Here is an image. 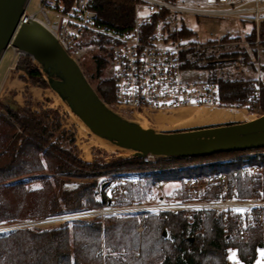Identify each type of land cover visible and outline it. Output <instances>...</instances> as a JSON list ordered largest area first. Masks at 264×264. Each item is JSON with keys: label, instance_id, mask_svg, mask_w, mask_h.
<instances>
[{"label": "trees", "instance_id": "16d2710c", "mask_svg": "<svg viewBox=\"0 0 264 264\" xmlns=\"http://www.w3.org/2000/svg\"><path fill=\"white\" fill-rule=\"evenodd\" d=\"M56 1L63 12L71 10L73 0ZM137 2L139 0H87L86 8L96 15L92 24L97 30L85 29L82 37L90 36L88 41L101 51L94 55L95 72L99 77L97 93L105 103L114 100L108 60L103 56L104 45L113 40L105 32H129L134 25V4ZM167 13L164 10L154 15L151 23L141 26L142 33H150ZM261 31L264 36V22ZM191 35L192 32L182 26L169 36L179 39ZM247 37L250 40L253 36L248 34ZM179 54L182 69H210L213 66L211 62L198 65V57L190 60L197 56L192 51ZM17 59V69L22 68L38 84H44L42 74L31 64L30 58L22 54ZM208 80H215L219 86L220 106L263 110L262 85L257 90L251 80L215 75ZM5 107L9 117L0 114V225L68 215L109 204L111 191L117 187L111 186V182L115 183L117 177L112 175L98 183L97 177L104 172L151 170L140 186H134L128 180L118 185L123 191L117 202L130 203L143 199L156 182H181L184 178L217 171L230 177L238 196L248 197V182L240 177L241 168L244 164L264 167V156L249 158L247 162L237 156L200 166L183 164L244 151L216 152L200 157L168 156L152 163L137 156L103 161V164L97 161L85 163L52 141V133L43 117L49 111L40 114ZM25 175H29L30 181H37L38 186L28 188L24 181H12ZM255 186L264 192V182L259 177ZM183 196L182 193L179 197ZM139 224L142 231L136 232ZM263 233L260 228L251 229L247 239L242 240L235 231L233 220L223 224L222 215L211 212H206L202 218L196 217L193 222H188L181 212L170 211L164 215L146 216L142 220L135 218V214L104 215L102 219L64 221L50 228L24 227L0 232V264H229V248L236 250L242 263L253 264L259 248H264Z\"/></svg>", "mask_w": 264, "mask_h": 264}, {"label": "built area", "instance_id": "2783aa9c", "mask_svg": "<svg viewBox=\"0 0 264 264\" xmlns=\"http://www.w3.org/2000/svg\"><path fill=\"white\" fill-rule=\"evenodd\" d=\"M31 2L32 0H26L25 13ZM86 6L87 0H73L71 10L65 13L59 9L56 0H38L36 11L27 16L38 21L52 33L62 49L80 65L87 51L81 41L83 31L97 30L92 24L96 15ZM134 7V25L129 32L124 34L105 32L113 40L104 45L103 56L108 60V69L112 72L110 77L114 100L111 103H104L117 114L121 112L150 114L219 105V86L215 80L187 82L181 78L180 51L167 42L162 34L160 21L150 33L147 35L142 33L141 26L151 23L153 16L164 10L168 13L186 12L194 15L230 17L243 23L248 22L251 28L247 33L252 34L253 37L246 42L251 43L257 52L264 47V36L261 34V24L264 22V0H211L208 6L196 8L176 0H139ZM142 7L146 10L145 15H141ZM49 15L52 17L50 18ZM257 156H264V148L248 149L241 153V157L246 162L249 158ZM154 158L155 156H147L142 159L149 162ZM259 175V166L255 164H244L241 168L240 177L248 182L247 187L250 191L248 197L238 196L230 177L222 171H217L184 178L183 181L178 182L182 187L183 198L159 197L153 203L131 205H114L111 199L109 204L101 208L28 220L7 225L3 229L40 227L60 221L104 217V215L135 214L139 217L164 215L169 211L181 212L188 222H193L196 217L202 218L206 212H211L222 215L223 224L233 220L237 235L245 238L251 229L264 226V197L255 186V180ZM163 183L159 181L155 184L160 186ZM117 194L119 188L114 187L111 196ZM238 207H245L250 211L244 214L234 212L233 209ZM135 230L141 232L142 226L137 225Z\"/></svg>", "mask_w": 264, "mask_h": 264}, {"label": "rangeland", "instance_id": "374dc122", "mask_svg": "<svg viewBox=\"0 0 264 264\" xmlns=\"http://www.w3.org/2000/svg\"><path fill=\"white\" fill-rule=\"evenodd\" d=\"M189 7H205L208 6L211 0H176ZM38 0H32L29 9H27V16L29 13L36 11ZM145 8L142 7L140 12L145 13ZM50 18L52 15H49ZM160 28L162 34L168 43H171L173 47L181 51H192L195 58L190 60H195L197 57L198 65H205L206 62H211L213 65L210 69H182L181 78L187 82H197L198 80H205L211 78V76L232 78V79H248L255 83L256 89L259 90L260 86L263 87L264 95V47L260 49L259 52L251 45V43L246 42L248 39V31L251 28V24L248 22H240L239 20L233 18H221L216 16H205L199 14H190L186 12L174 13L169 12L164 16V19L160 20ZM182 26L189 29L192 32L191 36L183 37L179 39L170 38L172 32L178 31ZM90 36H83L81 41L83 45L86 46V54L84 55L83 61L79 64L82 73L85 74L88 82L93 89L97 91V84L99 83V77L95 72V58L94 55L100 54L98 46L90 43L88 40ZM186 41V43H182ZM19 53L17 49L9 46L4 50L3 60L0 64V114L4 117H9L5 105L13 108L14 110L20 112L21 109L30 110L31 112L43 113V111H49L47 115L43 116L45 123L49 125V132L52 133V141H56L64 149L71 151L81 161L87 163L92 161H97L103 164L104 162L119 159L133 157L134 153L131 151L115 150L113 152L102 149L98 143H96V137L93 133L85 127L82 122L78 120L76 115L67 108L66 104L60 99L54 90H51L47 83V76L44 74L40 65L37 61H34L27 54L26 57L30 58L31 64L38 68L42 77L44 79V84H38L35 80L30 78L25 71L20 68L17 69L15 64L18 61ZM12 61V62H11ZM12 65V69H9L8 74L2 76L3 70L8 64ZM105 72V71H104ZM110 75L112 72L108 70ZM10 105V106H9ZM204 108V109H203ZM203 108H182L178 109L180 111H189L193 117H219L220 122L215 124L230 123L231 121H248L249 119L257 118L258 116L264 114L263 110H253L249 111L245 108L237 107H224L218 106L214 109L212 107ZM174 111L165 112H152L150 114H143L148 120L149 128H154L158 131H176L183 129H195L202 126H211L213 124H199L191 126H183V128H172L164 127L155 120L156 117L160 115H166L173 113ZM128 112H121V116L130 119L138 120L134 115ZM57 123V127H55ZM16 133H18V128L16 127ZM119 152V153H118ZM243 153V152H242ZM240 156V154L232 155H216L214 158L200 159V161L184 162L185 166H200L202 164L220 161L232 160V158ZM161 158L155 157L154 160ZM151 160L147 163H152ZM146 162V161H145ZM259 178L264 182V167H260ZM151 170L148 169H136L134 171H119L118 173H106L97 177L96 181L103 182L112 175L117 177L115 183L111 182V186H120L126 180L132 181L133 185H139L144 182V177L150 173ZM73 180L79 181L80 178H73ZM12 181H24L28 188H34L38 186L37 181H30L29 175L22 176L17 180ZM164 182V181H163ZM179 181L168 180L163 183V185L153 184L149 191L143 199L136 202L123 203L117 202V200L122 196L121 188H119V194L116 196H111L114 205L120 204H136V203H153L157 198H175L182 194L181 184ZM140 186V185H139ZM168 193H171L170 195ZM264 193V192H262ZM264 197V195H262ZM181 198V197H179ZM129 214H121L118 216H124ZM103 218V217H98ZM135 218L142 220L145 217H139L135 215ZM90 219V218H88ZM84 219V220H88ZM30 220V219H28ZM24 220V221H28ZM37 220V219H32ZM24 221L9 223L7 225H13L22 223ZM61 222H56L55 224L43 225L40 227L31 228H50L56 227ZM71 222V221H68ZM7 225H0V228L7 227ZM264 232V226L260 228ZM264 234V233H263ZM242 240L247 239L241 238ZM233 250L235 256L238 259L235 249H227V262L229 264H236L235 260L229 259L230 252ZM239 260V259H238ZM240 261V260H239ZM241 262V261H240ZM264 264V248H259L253 264ZM241 264H244L241 262Z\"/></svg>", "mask_w": 264, "mask_h": 264}, {"label": "water", "instance_id": "95a60500", "mask_svg": "<svg viewBox=\"0 0 264 264\" xmlns=\"http://www.w3.org/2000/svg\"><path fill=\"white\" fill-rule=\"evenodd\" d=\"M25 2L0 0V56L11 46L37 61L50 89L97 137L131 150L133 157L138 158L200 157L264 148V114L248 121L166 132L142 128L115 113L105 105L78 63L62 49L52 33L25 16Z\"/></svg>", "mask_w": 264, "mask_h": 264}, {"label": "bare ground", "instance_id": "6f19581e", "mask_svg": "<svg viewBox=\"0 0 264 264\" xmlns=\"http://www.w3.org/2000/svg\"><path fill=\"white\" fill-rule=\"evenodd\" d=\"M20 53V51H18ZM219 106V105H218ZM218 106H215V107H218ZM215 107H212L213 109ZM68 108V107H67ZM199 108H203V106H199ZM208 108V107H207ZM204 109V108H203ZM70 110V109H69ZM71 111V110H70ZM171 111H174L173 113H170V114H166V115H160L159 117H156L155 120H157L160 125L164 126V127H172V128H183V126H191V125H199V124H215L216 122H220L221 121V118L219 117H204V116H200L199 117H193V115L191 114V112L189 111H180L178 109L176 110H168L166 111L165 113H168V112H171ZM72 112V111H71ZM138 120L141 121V123L137 120H134L135 122H137L142 128H149L148 125V120L146 119V117L141 114V113H136L134 115ZM77 117V116H76ZM254 119V118H253ZM79 120V119H78ZM251 120V119H249ZM80 121V120H79ZM133 121V120H132ZM81 122V121H80ZM83 124V122H82ZM84 125V124H83ZM85 126V125H84ZM87 127V126H85ZM88 128V127H87ZM89 129V128H88ZM156 130V129H154ZM90 131V130H89ZM158 131V130H156ZM91 132V131H90ZM92 133V132H91ZM96 136V135H95ZM97 137V136H96ZM96 143H98V145L103 149L105 150H108V151H119V150H124V153L125 151H131V150H127V149H124L122 147H117L111 143H109L107 140H105L104 138H97L96 139ZM132 152V151H131ZM119 153V152H118Z\"/></svg>", "mask_w": 264, "mask_h": 264}, {"label": "snow or ice", "instance_id": "6c2138e0", "mask_svg": "<svg viewBox=\"0 0 264 264\" xmlns=\"http://www.w3.org/2000/svg\"><path fill=\"white\" fill-rule=\"evenodd\" d=\"M145 14L146 13H141V15H145ZM182 43H186V41H182ZM168 194L170 195L171 193H168ZM261 195H264V193H261ZM150 211H155V209H150ZM233 211L234 212H237V213L244 214V213L250 211V209L245 208V207H238V208H234ZM4 231H8V230L7 229L0 228V232H4ZM229 252H230L229 259L235 260L236 264H241V262L236 258L235 252L233 250H229ZM258 264H259V262H258Z\"/></svg>", "mask_w": 264, "mask_h": 264}, {"label": "crops", "instance_id": "0c3cea01", "mask_svg": "<svg viewBox=\"0 0 264 264\" xmlns=\"http://www.w3.org/2000/svg\"><path fill=\"white\" fill-rule=\"evenodd\" d=\"M3 60V59H2ZM2 62V61H1ZM1 62H0V64H1ZM12 62V61H11ZM9 69H12V65H11V63L10 64H8L7 66H6V68L3 70V72H2V76H4V75H6V74H8V72H9Z\"/></svg>", "mask_w": 264, "mask_h": 264}]
</instances>
